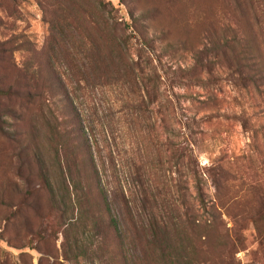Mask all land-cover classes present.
I'll return each mask as SVG.
<instances>
[{"label":"rangeland","instance_id":"rangeland-1","mask_svg":"<svg viewBox=\"0 0 264 264\" xmlns=\"http://www.w3.org/2000/svg\"><path fill=\"white\" fill-rule=\"evenodd\" d=\"M259 68L264 0H0V264H264Z\"/></svg>","mask_w":264,"mask_h":264},{"label":"trees","instance_id":"trees-1","mask_svg":"<svg viewBox=\"0 0 264 264\" xmlns=\"http://www.w3.org/2000/svg\"><path fill=\"white\" fill-rule=\"evenodd\" d=\"M106 8L107 7L105 6V9ZM118 29H119V23H117V22H114V23H112L110 25H109L108 22H104L103 23V26H102V32L105 35L106 34H112L113 32L117 31ZM104 58L105 57L103 55H101V53H99L97 55V58H96V64H97V66L101 67L102 65L105 64V59ZM255 71H257L256 74L260 75L259 78H264V71L262 69H260V68L259 69H255ZM93 72L94 73H97V70L94 69ZM255 76L256 75H253V71H252V75L247 74L244 78H246V80H252V79L255 80L254 79ZM255 82H257V80H255ZM65 90H67V87H66ZM14 93H15V90L13 88H11V87H8L6 89H2V91L0 92V94H2V95H11V94H14ZM66 93H67V91H66ZM81 128L83 129L82 126H81ZM74 129H76V128H74ZM81 136H82V143L84 144V148L83 149L85 150L84 151V156L81 159H79L78 156H75L74 157V163L75 164H78L80 162L82 164V167L83 168L92 171V174H90V175L88 174L86 176L87 177L90 176L92 179L96 180L94 182L96 184V187H97L99 193L102 195V198H103V201H104V205L106 206V208L108 210H110L111 209V206H110V202H109V196L107 194V191H106L105 187L103 186V184L101 182V179L99 178V175H98L99 172H98V169H97V165L95 164V168L96 169H94V168L91 167V163H90L89 151L94 148V143L92 141V136H91V134H90L91 138H90V136H87V134L85 133V131H84V133L82 132V135ZM76 153L77 152L74 151L73 152V155H75ZM109 155L111 157V160L114 162V156H113V152L111 150L109 151ZM91 158L93 160V155H91ZM42 161H43L42 159L39 160V158H38V165L40 167L39 168L40 176L44 180V182L47 184V186L49 185L48 188H51L50 189L51 190V193L53 195H55L54 194V192H55L54 191V188H53L52 185H50L49 173L47 172V170L45 169V167L43 165L44 161H43V163H42ZM77 177L80 179L81 175L77 174ZM84 178H85V176H84Z\"/></svg>","mask_w":264,"mask_h":264}]
</instances>
